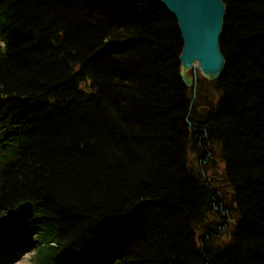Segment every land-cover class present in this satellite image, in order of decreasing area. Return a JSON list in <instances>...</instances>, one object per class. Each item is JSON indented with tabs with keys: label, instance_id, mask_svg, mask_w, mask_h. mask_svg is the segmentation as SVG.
Instances as JSON below:
<instances>
[{
	"label": "trees",
	"instance_id": "trees-1",
	"mask_svg": "<svg viewBox=\"0 0 264 264\" xmlns=\"http://www.w3.org/2000/svg\"><path fill=\"white\" fill-rule=\"evenodd\" d=\"M224 1L210 92L159 0H0V237L35 264H264V0Z\"/></svg>",
	"mask_w": 264,
	"mask_h": 264
},
{
	"label": "water",
	"instance_id": "water-1",
	"mask_svg": "<svg viewBox=\"0 0 264 264\" xmlns=\"http://www.w3.org/2000/svg\"><path fill=\"white\" fill-rule=\"evenodd\" d=\"M159 2L177 22L182 41L179 61L183 83L191 86L197 71L208 80H218L224 74L227 63L220 44L227 14L225 1L159 0ZM189 71L193 75L189 74ZM207 112L208 107L199 109L201 116H205ZM227 193L230 194L231 191ZM232 194L234 196V192ZM35 217L34 203L28 200L21 202L11 212L14 222L31 224Z\"/></svg>",
	"mask_w": 264,
	"mask_h": 264
},
{
	"label": "rangeland",
	"instance_id": "rangeland-1",
	"mask_svg": "<svg viewBox=\"0 0 264 264\" xmlns=\"http://www.w3.org/2000/svg\"><path fill=\"white\" fill-rule=\"evenodd\" d=\"M0 44L3 45V41L0 40ZM191 71H189V74ZM197 74L202 76L199 71ZM214 80L202 81L204 90L214 92ZM217 94H211L204 96L205 100H210V98H215ZM203 101H201L202 103ZM199 106V105H198ZM201 107H207L206 104L200 105L197 109ZM222 169V164L219 162ZM10 214V213H9ZM38 243V239L32 235L30 231L19 230L15 232L14 235L0 237V256L3 258L1 264H35V249ZM105 264H110L108 261Z\"/></svg>",
	"mask_w": 264,
	"mask_h": 264
},
{
	"label": "bare ground",
	"instance_id": "bare-ground-1",
	"mask_svg": "<svg viewBox=\"0 0 264 264\" xmlns=\"http://www.w3.org/2000/svg\"><path fill=\"white\" fill-rule=\"evenodd\" d=\"M2 260H3V258L0 256V264H1Z\"/></svg>",
	"mask_w": 264,
	"mask_h": 264
},
{
	"label": "flooded vegetation",
	"instance_id": "flooded-vegetation-1",
	"mask_svg": "<svg viewBox=\"0 0 264 264\" xmlns=\"http://www.w3.org/2000/svg\"><path fill=\"white\" fill-rule=\"evenodd\" d=\"M220 185L223 187L222 182L220 183ZM228 191H229V190H228ZM228 191H227V192H228ZM227 195H230V194L227 193Z\"/></svg>",
	"mask_w": 264,
	"mask_h": 264
}]
</instances>
